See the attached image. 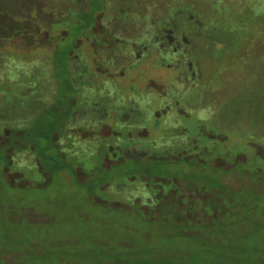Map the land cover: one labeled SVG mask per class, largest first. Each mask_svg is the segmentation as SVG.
<instances>
[{
	"label": "rangeland",
	"instance_id": "rangeland-1",
	"mask_svg": "<svg viewBox=\"0 0 264 264\" xmlns=\"http://www.w3.org/2000/svg\"><path fill=\"white\" fill-rule=\"evenodd\" d=\"M157 196L264 238V0H0V255L126 261Z\"/></svg>",
	"mask_w": 264,
	"mask_h": 264
},
{
	"label": "trees",
	"instance_id": "trees-1",
	"mask_svg": "<svg viewBox=\"0 0 264 264\" xmlns=\"http://www.w3.org/2000/svg\"><path fill=\"white\" fill-rule=\"evenodd\" d=\"M96 9L98 8L96 7L94 9L93 7L91 10L94 12ZM46 11L49 12V9L47 8ZM12 130L16 137L21 136V131L19 128L10 129L8 135L12 132ZM52 137L58 138V136L56 137V134L52 135ZM8 140L9 139L7 138V141ZM14 142L17 145H20L18 140H15ZM97 152L98 150L93 155H96ZM106 154L107 150L104 148L101 161L102 166H107L105 164L107 156ZM10 155L11 154H9V156ZM132 157L134 158H132L133 160L131 159V162H136L138 164V161H141L140 159H142L144 156ZM152 157L158 158L162 162H167L170 158H172L171 156L166 155H157ZM118 162L111 164H117ZM136 167L138 171H140V175L138 176H146L143 174V170H147V167ZM41 170L43 171L42 167ZM80 172L81 171H78L79 176L82 177L83 175L80 174ZM221 184L222 186H220V188L224 189L222 187L225 185L223 183ZM215 196L218 198H213L214 201H222L221 197L218 195ZM172 203L181 206L177 200L168 202L163 197L157 196L153 197L150 202H147V209L149 207L152 210L158 211L160 208H163L166 211L167 218L170 215L172 216L171 218L176 220L175 224L177 223L179 226L178 233L176 232L177 234H174V237H169L168 241H146L143 244V247L138 250L137 254H134V252L125 253L130 257L127 258L126 261H118L117 259H111L108 256L107 257L110 259L97 261L93 260L88 253H77V251L73 250L70 252L63 251L58 256H49V249H47L46 253L39 252L27 255L25 253H21L20 249L14 248L12 251L16 252L13 254L15 261H8L7 258L0 255V264H264V238H257L255 240L246 238L232 239L228 235L224 236V234H221L219 231L207 230L212 226H217L219 223H217L216 220L210 221V227H205L204 225H206L208 222L204 220L201 221L196 216L193 218L185 217L189 210L169 214L171 211L169 207H171ZM120 213L126 214L125 211H121ZM179 217H181V220H179ZM137 218L140 221L142 220L141 222L144 224V226H148L151 225L150 222L156 217L155 215L142 210V213L137 214ZM2 225V230H8V227L11 224L9 222ZM32 225L34 224H30V222H28L24 227L16 228V232L22 233L24 229L32 228ZM179 237H184V239L182 238L180 239L182 241H178L177 238ZM13 238L18 239V235Z\"/></svg>",
	"mask_w": 264,
	"mask_h": 264
}]
</instances>
